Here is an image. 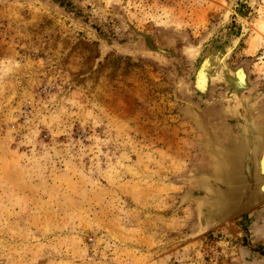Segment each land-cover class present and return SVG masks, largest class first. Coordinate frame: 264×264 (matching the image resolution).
<instances>
[{"label": "rangeland", "instance_id": "374dc122", "mask_svg": "<svg viewBox=\"0 0 264 264\" xmlns=\"http://www.w3.org/2000/svg\"><path fill=\"white\" fill-rule=\"evenodd\" d=\"M68 1L0 0V264H264V202L207 214L264 0Z\"/></svg>", "mask_w": 264, "mask_h": 264}, {"label": "water", "instance_id": "95a60500", "mask_svg": "<svg viewBox=\"0 0 264 264\" xmlns=\"http://www.w3.org/2000/svg\"><path fill=\"white\" fill-rule=\"evenodd\" d=\"M251 124L252 122H244L239 137L232 136L229 144L218 142L213 149L215 169L209 176L208 185L211 193L208 202L211 210L215 208L213 202L218 201L225 204L222 211L214 214L213 218L216 220L225 221L264 202V183L254 184L258 178L263 179L264 182V125L253 123V127ZM246 129L250 133L249 139L244 137ZM246 142L247 145H244ZM239 164L242 170L234 172L238 173L234 178V183L230 180L233 170H237L233 169V166ZM238 184L241 186L237 187V190L236 187L232 188ZM245 188L249 191L255 189L257 193L254 194V190L247 194L242 191V189L245 191Z\"/></svg>", "mask_w": 264, "mask_h": 264}, {"label": "bare ground", "instance_id": "6f19581e", "mask_svg": "<svg viewBox=\"0 0 264 264\" xmlns=\"http://www.w3.org/2000/svg\"><path fill=\"white\" fill-rule=\"evenodd\" d=\"M251 126H253V123L251 124ZM254 127V126H253ZM244 133H245V136L244 137H247V139H249V137H250V133H249V131L246 129L245 131H244ZM245 139V138H244ZM244 145H247V142H246V144H244ZM245 147V146H244ZM209 149V148H208ZM211 153V152H210ZM213 154V153H212ZM211 154V155H212ZM237 157L239 158V154L237 153ZM213 158V157H212ZM211 158V159H212ZM233 160V159H232ZM239 160H241V159H239ZM242 161H243V159H242ZM236 162H240V161H236ZM215 166L216 167H219L217 164H215ZM213 168V167H212ZM215 169V168H214ZM213 169V170H214ZM233 169H237V170H233V174H232V178H230V180H232L234 183H235V181H234V178H235V176L238 174V173H234V172H236V171H238V170H242V169H240V164L239 165H236V166H233ZM243 170H245V168L243 169ZM257 182L258 183H264L263 182V179H261V178H258L257 180H255L254 181V184H257ZM245 186L247 185V184H244ZM239 186H241L240 184H238V185H234V187H232V188H235L236 187V190H237V187H239ZM255 189H253V190H251V191H249V189H246L245 188V191L242 189V191L243 192H246L247 194H250V193H252L253 191H254ZM250 192V193H249ZM255 193H257L256 192V190L254 191V194ZM224 202V201H223ZM213 205L215 206V208L213 209V210H211L210 212H208L207 214L209 215V216H214V214L215 213H217V211H222L223 210V207L225 206V204L224 203H222V202H218L217 201V203H215V202H213Z\"/></svg>", "mask_w": 264, "mask_h": 264}, {"label": "trees", "instance_id": "16d2710c", "mask_svg": "<svg viewBox=\"0 0 264 264\" xmlns=\"http://www.w3.org/2000/svg\"><path fill=\"white\" fill-rule=\"evenodd\" d=\"M60 5H69L70 2L68 0H56ZM238 10L241 12V13H245L246 11L244 10L247 6L245 3H243L242 1H238ZM248 10V8H247ZM244 11V12H242ZM247 246H249L252 250H255V251H258L260 253H263V250L261 248H259V246H253V245H250V244H247Z\"/></svg>", "mask_w": 264, "mask_h": 264}, {"label": "crops", "instance_id": "0c3cea01", "mask_svg": "<svg viewBox=\"0 0 264 264\" xmlns=\"http://www.w3.org/2000/svg\"><path fill=\"white\" fill-rule=\"evenodd\" d=\"M256 123H254V125H255Z\"/></svg>", "mask_w": 264, "mask_h": 264}]
</instances>
